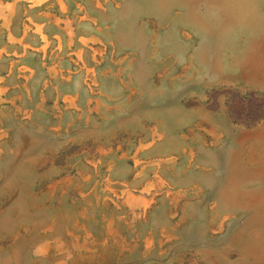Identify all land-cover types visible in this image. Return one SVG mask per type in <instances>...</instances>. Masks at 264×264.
Segmentation results:
<instances>
[{
    "label": "rangeland",
    "instance_id": "obj_1",
    "mask_svg": "<svg viewBox=\"0 0 264 264\" xmlns=\"http://www.w3.org/2000/svg\"><path fill=\"white\" fill-rule=\"evenodd\" d=\"M0 264H264V0H0Z\"/></svg>",
    "mask_w": 264,
    "mask_h": 264
}]
</instances>
